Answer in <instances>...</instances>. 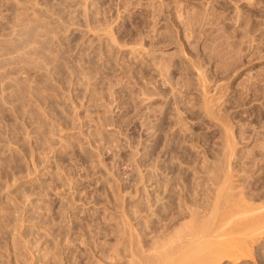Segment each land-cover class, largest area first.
I'll return each instance as SVG.
<instances>
[{
  "label": "rangeland",
  "instance_id": "obj_1",
  "mask_svg": "<svg viewBox=\"0 0 264 264\" xmlns=\"http://www.w3.org/2000/svg\"><path fill=\"white\" fill-rule=\"evenodd\" d=\"M227 197L264 205V0H0V264H264Z\"/></svg>",
  "mask_w": 264,
  "mask_h": 264
},
{
  "label": "bare ground",
  "instance_id": "obj_2",
  "mask_svg": "<svg viewBox=\"0 0 264 264\" xmlns=\"http://www.w3.org/2000/svg\"><path fill=\"white\" fill-rule=\"evenodd\" d=\"M227 134H228V133H227ZM231 137H232V136H231ZM228 140H229V138H228ZM233 142H234V141H233ZM228 146H229V145H228ZM228 158H229V157H228ZM226 170H227V169H226ZM164 171H165V170H164ZM228 172H229V171H228ZM229 173H230V172H229ZM229 173H228V174H229ZM236 175H237V174H236ZM225 179H226V177H225ZM227 179H228V177H227ZM228 180H229V179H228ZM224 181H226V180H224ZM224 181H223V183H225ZM226 182H227V181H226ZM222 185H224V186L226 187V186L229 185V184L226 183V185H225V184H222ZM217 186H218V185H217ZM224 186H223V188L221 187V188H222L221 191H223ZM162 187H163V186H162ZM229 187H230V186H229ZM226 189H227V188H225V191H226ZM228 190H229V188H228ZM166 191H167V190H166ZM173 191H174V190H173ZM221 191H220V192L218 191V193L220 194ZM171 192H172V191H171ZM174 192H175V191H174ZM223 192H224V191H223ZM164 193H165V192H164ZM218 193H217V194H218ZM225 193H226V192H225ZM174 194H175V193H174ZM174 194H173V196H175ZM215 194H216V193H215ZM217 194H216V197L218 196V198L220 199L221 196H220V195H217ZM223 195H224V194H223ZM231 195H232V194H231ZM219 196H220V197H219ZM226 196H227V195H226ZM233 196H234V195H233ZM165 197H166V196H165ZM173 199H174V198H173ZM227 199H229V198L227 197L226 199H224V200L222 199V200H223V202H226V203H228V204H229V203H231V204L234 203V206L232 205V207H230L231 204H230V206H229L228 204L224 203V205L226 204L224 207H227V208L232 209L234 214L232 213V211H230V209H229V210L227 209V211H230L231 214L228 213V212H226V211L224 212V211H223V210L225 209L224 207H223L224 209H220V210H222V211L224 212V214H225V213H228V214H230V216L228 215V219H227L228 221H227V220H224V221H226V223H225L223 220H222V221L220 220V219H224V217H223V213H221L222 216H221V218H220L219 220H220L222 223L224 222V224L219 223L218 225L221 224V226L223 227V226L226 224V226L229 227V228H228L229 230H227V234L230 235V232L232 233V231H230V230H233V229H231L230 227H232L234 224H236V223H234V222L237 221L239 218H241V216L238 217V218H235L237 215H235V211H234V210H236V211L238 210V211H237L238 214L240 213L239 210H240V211H241V210L243 211V209H241V208H242L241 206H240V209H239V208H236V206H237V205H240L239 203H240V202H243V201H241V200H239V199H238L237 201H235V199H234L233 201H235V202L232 203V201L229 202V200H230L231 198H230L229 200H227ZM232 199H233V198H232ZM232 199H231V200H232ZM217 201H218V199H217ZM217 201H214V204H213V208H214L213 211H214V214H215V219H214V221H216V218H218V217H217L218 214H220L217 210H218L219 208H222L220 205L223 206V203L221 202V199H220V204H219V202H217ZM227 201H228V202H227ZM238 201H240V202H238ZM215 202H216V204H215ZM236 202H237L238 204H235ZM221 203H222V204H221ZM243 203H244V202H243ZM227 205H228L229 207H228ZM235 205H236V206H235ZM196 206H197V205H196ZM243 206H244V205H243ZM233 207H235V209H233ZM237 207H239V206H237ZM245 207H246V205H245ZM245 207H244V208H245ZM247 207H248V206H247ZM253 207H254V206H253ZM255 208H256V207H255ZM255 208H254L255 211L252 210V208H251V210H252L253 212H257V214H256V213H253V212H251V211H249V210H250L249 208H248L249 210H247V211L244 210L245 212L243 211V214L245 215V213H247V212H248V214H251V213H252L251 216L249 215V216H250V219H251V218L253 219V218L256 217V215H257L256 218H258V221H259V220H260V217L258 216V214H259V215H262V212L264 213V210L261 212L262 208H264V205H262V206L259 207V208L257 207L258 209H261L260 211H258V210L256 211ZM225 210H226V209H225ZM242 211H241V212H242ZM216 212H218L217 215H216ZM237 212H236V213H237ZM249 212H251V213H249ZM258 212H259V213H258ZM260 213H261V214H260ZM221 214H220V215H221ZM243 214L241 213V215L243 216V218H241L242 221L239 219V220H238V223H239V221H240V224H241V223H244V225H247V224H245V223H247L245 220H248V219H249V218H248L249 216L246 215V216H247V217H246V216H244ZM254 214H255V216H252V215H254ZM212 215H213V214H212ZM231 215H232V216H231ZM233 215H234V216H233ZM195 216H196V215H195ZM238 216H239V215H238ZM213 217H214V216H213ZM229 217H230V218H229ZM232 217H233L234 219H233V221L230 220L231 222H233V224L230 222L231 225H232V226H231L228 222H229V219H231ZM244 217H245L246 219H245ZM261 217H263V218L260 220V223L263 224V223H264V214H263V216H261ZM193 218H194V217H193ZM211 218H212V217H211ZM225 218H227L226 214H225ZM252 219L250 220V222L248 221V222H249L248 225L252 224V222H253ZM209 220H210V219H209ZM219 220H217V222H218ZM243 220H244V222H243ZM256 220H257V219H256ZM254 221H255V220H254ZM193 222H194V221H193ZM197 222H198V221H197ZM208 222H210V221H208ZM184 223H185V222H184ZM213 223H214V222H213ZM213 223H212V224H213ZM256 223H257V222H254V225H253V224L251 225L252 228H253V230H252V228H251L250 226L247 225V228L250 227V229H249V228H248V229L246 228V230L244 231V227H243V230H241V228L239 227L240 230L237 231V232L239 233V235H238L237 233H235V232H234L233 234H231V235L236 234V237H238V238H236L235 236H233L235 239H237L235 242L240 241V243H241V241L244 242L245 240H247V239H248V240H249V239H252L253 237H254L255 240H257V238H256L257 236H256V235H259V234H260V236H261V233L264 232V231H263L264 229L262 230V228H263L264 226H262V225L260 226V225H259L260 228H256ZM204 224H205V223H204ZM212 224H211V226H212ZM215 224H216V223H214L213 225L215 226ZM227 224H229V225H227ZM258 224H259V222H258ZM209 225H210V223H209ZM216 225H217V224H216ZM244 225H242V226H244ZM263 225H264V224H263ZM211 226H210V229H211ZM226 226H224L223 228H225ZM236 226H238V225H236ZM242 226H241V227H242ZM253 226H254V227H253ZM188 227H189V226H188ZM257 227H258V225H257ZM193 228H194V227H193ZM213 228H214V231L210 232V234L208 233V232H209L208 230H205V231H204L203 229L200 230V228H196V229H199V230H197V231L194 232V233L191 232L190 234H188V236L186 235L185 240H189V241H191L190 244H191L192 242L195 244V245L191 244V246H194V247L198 246V247H197V248L191 247L190 244H188L189 242L186 243V242H187V241H186L185 244H186L187 246L189 245L190 247L187 248V251H184V250L182 249L184 252L181 250V248H183L182 246H183L184 243L181 244L182 246H181V245L179 246L180 248L178 247L179 250L176 249V248H174V249H172V250H171V249L166 250V249H168V248L164 247L163 244H165L166 241H165V239H163V240L161 241V242H162L161 244L163 245V247H162V249L158 250V251H159V252H158V253H159V256L164 257L165 261H166V258H170V259L173 260V259H174V258H173L174 256H175V259H176V256L178 257V253H181V254H179L180 258H181L182 256H184L183 258L186 259V256H187V258L190 257V259H191V257H193L192 259H194V257H197L196 259H198V257H200V259H202V258L204 257V254H205L206 252L204 251V252H205V253H204V252L202 251L204 247H203V248H202V247L200 248L199 245H200V244L202 245L203 243H206V244H207L208 241H210L209 237H211V238L214 237V239L212 240V241L214 242V240H215V235H217V234H219V233L222 235V237L224 236V235L222 234V232H224V231H222V230H225V229H222L221 227L219 228V226H218V228L212 226V229H213ZM226 228H227V227H226ZM232 228H236V227L233 226ZM237 228H238V227H237ZM237 228H236V230H238ZM258 229L261 230V231H259ZM186 230H187V229H186ZM192 230L195 231L194 229H192ZM192 230H191V231H192ZM180 231H181V230H180ZM218 231H219V232H218ZM228 231H230V232L228 233ZM234 231H235V229H234ZM258 231H259V232H258ZM181 232H182V231H181ZM187 232H190V231L187 230ZM213 232L215 233L214 235H213ZM225 232H226V231H225ZM225 232H224V233H225ZM243 232H244V233H243ZM257 232H258L259 234H256ZM178 233H179V235L181 234L180 232H178ZM185 233H186V231H185ZM216 233H217V234H216ZM176 235H177V234H176ZM225 235H226V234H225ZM228 235L225 237L227 241H228L229 238H230V237L227 238ZM231 235H230V236H231ZM240 235H241V236H240ZM177 236H178V235H177ZM177 236H176V237H177ZM181 236L183 237L184 235L181 234ZM219 236H220V235H219ZM219 236H217V239L215 240L216 242L218 241V242H217V245L215 246L216 242H214L215 244L213 245V246H215V248L217 247V249L212 250L213 253H212V256H210V257H212V258L215 257L216 259H217V256H219V253H222V252H223L224 254H226L224 251L226 250L225 248L227 247V245L225 244V243H227V242H224V241H225V238H223L224 240H223V239H220V240H219V238H218ZM262 236H263V234H262ZM178 237H180V236H178ZM178 237H177V238H178ZM220 237H221V236H220ZM183 238H184V237H183ZM183 238H179V239L182 240ZM187 238H189V239H187ZM207 238H208V241H207ZM231 238H232V237H231ZM234 238H233V240H232V242L234 243L233 246L235 245L237 248H236V247L233 248V246H232V249H231V248L228 249V250H231V252H232V250H235V251H236L237 249L239 250V244H240V243H239L238 245H236L237 243L234 242V240H235ZM168 239H169V238H168ZM242 239H243L244 241H243ZM173 240H174V239H173ZM248 240H247V243H245V244H247L248 246H250L251 243H248V242L251 241V240H249V241H248ZM255 240L252 239L253 243L255 242ZM175 241H176V240H175ZM252 241H251V242H252ZM257 241H258V240H257ZM232 242H231L230 244H232ZM245 242H246V241H245ZM169 243H170V241H169ZM175 243H176V242H175ZM209 243L213 244L211 241H210ZM218 243H219V245H218ZM228 243H229V241H228ZM167 244H168V243H167ZM211 244H210V245H211ZM230 244H229V246H230ZM241 244H242V243H241ZM249 244H250V245H249ZM256 244H257V243H256ZM170 245H171V244H170ZM186 245H184V247H187ZM242 245H243V244H242ZM242 245H240V246H242ZM165 246H167V245H165ZM204 246L206 247V245H204ZM207 246H208V245H207ZM243 246H245V245H243ZM251 246H252V245H251ZM167 247H168V246H167ZM209 247H210V246H209ZM211 247H212V245H211ZM165 248H166V249H165ZM189 248H190V249L193 248V250H192L193 252L189 251ZM199 248H200V249H199ZM228 248H229V247H228ZM245 248L248 249V250H247V251L244 250ZM210 249H211V248H209V251H208V250H206V251H208V253H209V252H210ZM219 249H220V250H219ZM249 249H250V247H249V248H248V247H243V248H242V250H244V251H243V254L246 253V252L248 253ZM251 249H252V248H251ZM176 250H177V251H176ZM180 250H181V251H180ZM204 250H205V248H204ZM223 250H224V251H223ZM228 250L226 251V252H227V255L230 253V252H228ZM240 250H241V247H240ZM188 251L191 252L190 255H189V252H188ZM235 251H233V252H235ZM182 252H183V253H182ZM185 252H186V253H185ZM187 252H188V255H186ZM236 252H237V251H236ZM240 252H241V251H240ZM250 252H251V251H250ZM176 253H177V255H176ZM216 253H217L218 255L213 256V254L215 255ZM223 253H222V255H223ZM231 254H233V253H231ZM206 255H209V254H206ZM210 255H211V254H210ZM238 255H239V254H238ZM250 255H251V253H250ZM159 256H158V258H159ZM188 256H189V257H188ZM201 256H202V257H201ZM229 256H230V255H229ZM246 256H247V255H246ZM208 257H209V256L206 257V261H207V258H208ZM220 257H221V256H220ZM220 257H219V258H220ZM237 257H239V256H237ZM242 257H243V256H242ZM212 258H211V259H212ZM222 258H224V256H222ZM233 258H234V257H233ZM159 259H160V258H159ZM190 259H189V261H187V262H190ZM196 259H195V261H197ZM162 260H163V259H162ZM176 260H177V259H176ZM176 260H173V261L176 262ZM180 260H181V259H180ZM182 260H184V259H182ZM202 260H203V259H202ZM208 260H209V259H208ZM238 260H239V259H238ZM158 261H159V260H158ZM169 261H170V260H169ZM198 261H199V262L196 263V264L203 263V261L200 262L201 260H199V259H198ZM209 261H210V260H209ZM215 261H216V260H215ZM215 261H214V262H215ZM217 261H218V259H217ZM167 262H168V261H167ZM167 262H166V264L171 263V262H169V263H167ZM180 262H183V261H180ZM180 262H179V264H182V263H180ZM185 262H186V261H185ZM187 262H186V263H187ZM212 262H213V260L211 261V263H212ZM141 263H142V262H141ZM152 263H153V262H152ZM152 263H151V264H152ZM164 263H165V262H164ZM172 263H173V262H172ZM172 263H171V264H172ZM183 263H184V262H183ZM192 263H193V262H192ZM194 263H195V262H194ZM194 263H193V264H194ZM204 263H205V262H204ZM209 263H210V262H209ZM211 263H210V264H211ZM216 263H217V262H216ZM154 264H155V263H154ZM175 264H178V262L175 263ZM205 264H206V263H205ZM207 264H208V263H207Z\"/></svg>",
  "mask_w": 264,
  "mask_h": 264
}]
</instances>
